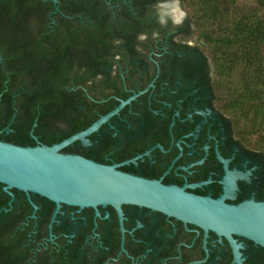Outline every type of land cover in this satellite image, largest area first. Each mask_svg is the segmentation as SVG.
Masks as SVG:
<instances>
[{"label":"flooded vegetation","instance_id":"1","mask_svg":"<svg viewBox=\"0 0 264 264\" xmlns=\"http://www.w3.org/2000/svg\"><path fill=\"white\" fill-rule=\"evenodd\" d=\"M15 1L0 0V30L11 20ZM129 1L36 0L44 9L28 20L53 40L66 33L63 15L77 18L80 34L87 7L100 8L114 22L127 17L134 23L115 27L109 75H97L76 89L90 98L94 122L135 97L88 138V146L77 141L82 150L101 149L108 142L104 158L82 157L229 206L264 204V149L222 104L213 62L194 53L203 52V46L189 13L180 0L179 19L160 11L168 0L147 11L128 8ZM68 6L76 8L74 14H65ZM56 209L39 194L6 191L0 183V229L15 224V230H24L27 246L38 254L58 255V264H70V254L77 264H264V245L251 238L232 234L233 247L223 234L147 208L123 205V226L111 206L63 204L52 222Z\"/></svg>","mask_w":264,"mask_h":264},{"label":"trees","instance_id":"2","mask_svg":"<svg viewBox=\"0 0 264 264\" xmlns=\"http://www.w3.org/2000/svg\"><path fill=\"white\" fill-rule=\"evenodd\" d=\"M163 1L130 0L128 8L147 11ZM180 2L201 34L204 53H194L214 64V87L222 90V104L242 131L258 136L264 149V0ZM43 9L36 0H16L11 20L0 30V141L21 147L51 146L94 122L90 98L76 89L97 75H109L108 56L118 34L115 27L134 26L127 17L118 23L110 14L101 15L100 8L87 7L89 12L83 16L87 23L81 24L80 34L77 18L63 15L60 21L66 33L53 40L44 29H32L28 23ZM75 9L68 6L64 12L74 14ZM107 143L103 141L101 149L95 145L82 150L76 142L62 153L101 160ZM14 225L0 229V264L59 263L58 255L35 253L26 245L24 230H15ZM68 258L70 264H77L72 254Z\"/></svg>","mask_w":264,"mask_h":264},{"label":"water","instance_id":"3","mask_svg":"<svg viewBox=\"0 0 264 264\" xmlns=\"http://www.w3.org/2000/svg\"><path fill=\"white\" fill-rule=\"evenodd\" d=\"M164 5L161 3L159 8ZM133 99L123 101L87 129L52 146L21 147L0 141V183L6 191L15 188L54 202L57 209L52 222L63 204L81 209L111 206L123 226L122 206L135 205L223 234L233 247L232 234L244 235L264 245V204L229 206L222 199L199 197L183 188L126 174L117 169L118 165H103L62 153L77 141L88 146V138Z\"/></svg>","mask_w":264,"mask_h":264},{"label":"bare ground","instance_id":"4","mask_svg":"<svg viewBox=\"0 0 264 264\" xmlns=\"http://www.w3.org/2000/svg\"><path fill=\"white\" fill-rule=\"evenodd\" d=\"M177 5V4H176ZM160 11L162 13H169L171 14L174 18L179 19L181 18V12L177 7L169 6V5H164L160 8Z\"/></svg>","mask_w":264,"mask_h":264},{"label":"rangeland","instance_id":"5","mask_svg":"<svg viewBox=\"0 0 264 264\" xmlns=\"http://www.w3.org/2000/svg\"><path fill=\"white\" fill-rule=\"evenodd\" d=\"M175 1L176 0H168L165 4L166 5H169V6H173V7H177L178 8V6L175 4ZM179 9V8H178ZM180 10V9H179ZM211 68H212V70H213V67H212V65H211ZM258 137V136H257ZM257 139V138H256Z\"/></svg>","mask_w":264,"mask_h":264}]
</instances>
